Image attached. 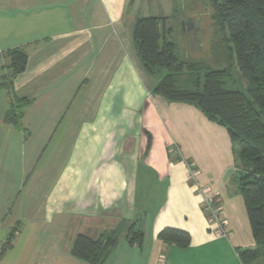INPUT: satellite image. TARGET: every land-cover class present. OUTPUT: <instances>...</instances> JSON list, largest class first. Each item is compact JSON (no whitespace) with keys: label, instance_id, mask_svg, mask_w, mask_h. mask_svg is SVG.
I'll use <instances>...</instances> for the list:
<instances>
[{"label":"crops","instance_id":"1","mask_svg":"<svg viewBox=\"0 0 264 264\" xmlns=\"http://www.w3.org/2000/svg\"><path fill=\"white\" fill-rule=\"evenodd\" d=\"M140 1L0 0V264H87L72 255L77 237L122 223L143 242L123 236L107 264H243L239 253L256 247L227 129L194 105L148 98L156 80L140 63L135 23L173 28L177 12L160 0L161 15L142 14ZM14 49L28 62L8 87ZM13 96L28 101L21 130L6 122ZM190 165L229 238L210 223ZM166 228L189 233L190 246L163 243Z\"/></svg>","mask_w":264,"mask_h":264},{"label":"trees","instance_id":"2","mask_svg":"<svg viewBox=\"0 0 264 264\" xmlns=\"http://www.w3.org/2000/svg\"><path fill=\"white\" fill-rule=\"evenodd\" d=\"M208 2L215 9L213 20L220 35L212 49L213 64L181 59L176 44L169 39L173 28L167 27L165 18L136 21V50L144 71L156 80L152 95L171 103L194 105L227 129L237 151L239 188L256 243L254 249H246L239 256L243 264H264V0ZM7 56L10 73L6 86L10 87L25 71L28 56L22 49L8 51ZM236 67L247 83L246 92L229 87L235 83ZM26 103L27 99L11 97L6 116V122L20 130ZM15 233L9 235L1 256L12 248ZM123 236L138 246L144 237L134 224L122 223L97 240L79 235L72 255L87 264H107ZM159 239L182 248L191 244L189 233L174 228L161 231Z\"/></svg>","mask_w":264,"mask_h":264},{"label":"rangeland","instance_id":"3","mask_svg":"<svg viewBox=\"0 0 264 264\" xmlns=\"http://www.w3.org/2000/svg\"><path fill=\"white\" fill-rule=\"evenodd\" d=\"M161 2L160 0H141L140 5L143 9L139 10V12L155 16L161 15L159 10L156 9V6L160 5ZM173 3L177 14L169 24L174 29L172 40L177 46L179 57L183 60L213 64L215 61L212 49L220 36L213 20L214 7L209 4L208 0H174ZM213 67L216 68L215 65ZM233 75L235 83L229 87L246 92L247 83L242 78L238 67L235 68ZM147 95L148 98L152 96V94ZM241 166L239 161L238 167L241 168Z\"/></svg>","mask_w":264,"mask_h":264},{"label":"built area","instance_id":"4","mask_svg":"<svg viewBox=\"0 0 264 264\" xmlns=\"http://www.w3.org/2000/svg\"><path fill=\"white\" fill-rule=\"evenodd\" d=\"M190 181L196 188V192L202 198V206L209 216L210 223L215 227L219 236L224 238L230 237V231L226 222L223 220V209L217 203L214 197L208 196V190L199 184L197 180V171L193 166H189Z\"/></svg>","mask_w":264,"mask_h":264}]
</instances>
